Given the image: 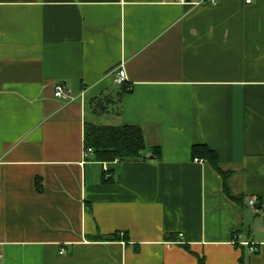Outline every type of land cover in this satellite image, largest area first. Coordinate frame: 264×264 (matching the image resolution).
<instances>
[{"label":"crops","instance_id":"1","mask_svg":"<svg viewBox=\"0 0 264 264\" xmlns=\"http://www.w3.org/2000/svg\"><path fill=\"white\" fill-rule=\"evenodd\" d=\"M191 1L0 0V264H264V0Z\"/></svg>","mask_w":264,"mask_h":264},{"label":"trees","instance_id":"2","mask_svg":"<svg viewBox=\"0 0 264 264\" xmlns=\"http://www.w3.org/2000/svg\"><path fill=\"white\" fill-rule=\"evenodd\" d=\"M84 143L85 148L91 147L95 158L102 162H112L115 159L137 160L143 157L147 150L142 128L131 124L114 126L87 121L84 128ZM154 153L157 155L158 150L154 149ZM193 155L212 163L227 179L228 172L220 168L218 155L214 150L205 144H197L193 146ZM226 190L234 199L240 200L238 196H234L229 192L227 186ZM243 245L248 246L249 250L251 247L257 250L251 242ZM240 263L247 264L243 257H241ZM199 264H205L203 257L199 258Z\"/></svg>","mask_w":264,"mask_h":264},{"label":"built area","instance_id":"3","mask_svg":"<svg viewBox=\"0 0 264 264\" xmlns=\"http://www.w3.org/2000/svg\"><path fill=\"white\" fill-rule=\"evenodd\" d=\"M175 2H179V3H194V4H199L200 1H191V0H174ZM212 2H216V0H211ZM253 0H246L247 3H250L252 2ZM113 80L114 82L117 84V85H122L125 83L126 81V71L124 68H120L118 69L117 71L114 72L113 74ZM55 96L58 97V98H72L73 96L71 95V90L66 86L65 83L63 82H59L55 85ZM90 153H93V149L91 147L89 148H85L84 149V156L87 157ZM118 159H115L113 162H117ZM103 170L105 172V176L106 177H109L110 174H109V166H108V163L107 162H104V166H103ZM256 202L257 200L255 198H252L250 200V204L253 205V206H256ZM243 244H248L247 241H244L242 242ZM256 249L254 247H251L250 248V251L251 252H254Z\"/></svg>","mask_w":264,"mask_h":264}]
</instances>
